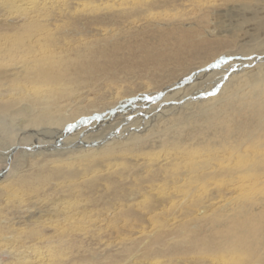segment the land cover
Wrapping results in <instances>:
<instances>
[{"label":"bare ground","instance_id":"bare-ground-1","mask_svg":"<svg viewBox=\"0 0 264 264\" xmlns=\"http://www.w3.org/2000/svg\"><path fill=\"white\" fill-rule=\"evenodd\" d=\"M20 1H15L17 17L2 25L12 33H0V112L13 117L27 115L23 122L29 124L33 120H41L47 126L67 121L70 124L62 131L53 127L31 130V135H56L58 144L37 147L24 156L10 180H5L7 169L0 173V205L33 213L30 208L38 201L28 203L30 195L31 199H40L45 208L38 214L49 218L46 221L47 218L37 216L27 223L26 218L36 217L33 213L12 222L0 210V249L9 259L5 264L30 258L33 263L29 264H38L35 260L43 258L45 264H69L74 259L68 260L69 254L58 253L53 246L67 247L69 253H73L74 246L77 252L85 248V237L77 232L85 230V221L91 220L86 213L95 208L100 217H107L106 212L111 214L113 222L115 217L128 216L131 222L138 223L146 211L149 214L157 209L190 217L175 224L168 219L162 221L141 241L145 249H137H142L138 257L158 254L184 258L192 254L190 264H264L262 24H258V38L248 40L245 36L251 29L247 23L264 15L256 9L258 13L249 17L254 13L249 10L264 0H213L198 7L203 12L201 22L209 19L207 10L214 15L222 7L248 8L238 13L239 21L246 23L241 28L215 29L208 33L209 37L199 35L198 27L194 30L192 23L184 25L183 16L170 18L164 13L183 7L197 11L194 6L208 0H119L110 3L112 10L107 13H99V6L78 13L80 6L69 1ZM80 19L106 38H115L120 29H125L123 44H130L133 56L126 61L131 62L126 66L132 79L141 75L137 79L142 80V71L136 72L134 64H143L153 66L164 81L153 86V92L124 94L128 97L117 99L113 104L116 106L103 116L94 111L89 117H78L82 78L99 66L94 75L103 74L105 66L97 59L87 62L89 47H81L79 36H70L73 30L68 27ZM144 34L153 35L159 43L147 39L133 43V37ZM132 45L141 53L139 57L133 53ZM116 49L114 43L112 50ZM224 51L228 52L226 57L218 58ZM232 53L239 54V58L231 57ZM116 58V53L110 56L109 64L118 65ZM201 63L202 67L190 70ZM82 64L88 68L74 69ZM209 77L213 78L211 85L206 82ZM176 78L179 80L169 83ZM149 84L144 82L143 86ZM115 95L119 96L117 92ZM191 101L197 102L190 105ZM139 114L147 116L143 125L150 127L149 134L145 133L149 128L128 126L135 124ZM118 116L123 117L118 130L109 124V134H95L99 121ZM84 125L90 126L88 132H82ZM16 149L11 147L5 154L11 156ZM96 187L103 192L101 197H87V193L97 192ZM154 190L158 192L153 194ZM76 193L81 198H76ZM179 193L184 198L175 201ZM139 198H143L140 203L136 202ZM15 200L17 203L12 204ZM136 206H141L139 212L134 210ZM31 224V231L25 233L28 235L17 239L16 235L24 234L23 230ZM44 224L53 227V231L42 230ZM177 224L178 228H174ZM15 227L21 232L13 231ZM6 228L10 230L5 232ZM102 256L91 254L96 262ZM137 256L129 254L132 259Z\"/></svg>","mask_w":264,"mask_h":264},{"label":"rangeland","instance_id":"rangeland-1","mask_svg":"<svg viewBox=\"0 0 264 264\" xmlns=\"http://www.w3.org/2000/svg\"><path fill=\"white\" fill-rule=\"evenodd\" d=\"M4 1H7V0H0V24H1L0 33L9 31V30L7 31V28L2 25H6L8 21H10L12 18L17 17V13H15L16 6L19 2H21L20 0H8L7 2H4ZM15 1H18V3ZM41 1H44V0H41ZM45 1H48V3L54 2L55 4H59L61 1H67V2L69 1L68 3L75 7H77L78 5L80 6V8L78 9V13L89 12L93 7L96 8L97 6H99L97 7V11L99 13H107V12H111L109 10H112L110 9V3L113 4V3L118 2L119 0H45ZM210 2L213 3V0H208V2H205V1L199 2L197 6H194V7H197V11H194L195 9L193 10L192 7H188V8L183 7L184 10L183 9H178V10L171 9L172 10L171 11L170 9H167L164 11V13H166L167 14L166 16L170 18H176L178 17V15L179 17L183 16L185 18L183 20L184 25H191L192 23V26H194V30H196L195 28L198 27L199 29L198 34L205 35V36H208V33L215 31V29L216 31L225 30L228 27L231 29H236L237 27L241 28L242 25L246 24V23H241L239 21V18L241 16L238 15V13H242V12L244 13L245 9L248 10L246 5H243V6L236 5L234 7H229V8L222 7V8H219L220 10L219 14H214V15L211 13L212 11L210 12L209 10H207L209 12L207 13L209 15L208 16L209 19L205 20V22L203 21L201 22L200 19L203 16V12H201L200 10L198 11V7H201L203 5L206 6V4L208 3L211 4ZM253 9L254 7H252L249 10V11H254V13L250 14L249 17L255 16L258 12H264V3L258 4V6L254 10ZM256 9L258 10V12ZM191 14L193 15L191 16ZM195 15L197 16L195 17ZM259 15H261V13ZM252 21L253 22L251 24L247 23V25L251 27L250 30H247L246 35H245L248 40L249 39L255 40L256 38H258V35L260 34V32L257 31L258 24L260 25L261 23L262 25L259 26V28L261 27L262 29H264V15L256 16L255 18L252 19ZM124 25H128V23H125ZM68 28L71 31L73 30L72 33H69L70 36L72 37L74 35H76L77 37L79 36L80 40L82 41V45L80 43L81 47L82 46L89 47L87 62H93L94 59L95 60L97 59L99 60L100 63L105 64V66L103 67L104 68L103 74L98 75V76L94 75V73L97 72L98 69L101 67L99 66L93 69V74L91 72L86 73V75L82 78L81 81H83L84 84L82 83L83 85L81 84L80 86L81 93L79 95V110L81 114L78 117L83 116V114L84 116L89 117L91 116V113H93L94 111L100 112V115L103 116L104 114L107 113V110L109 108L116 106V104L115 105L113 104L117 102V99L124 100L125 98L128 97V96L127 97L124 96V94L133 92V95H137V94H141L145 92H153L151 88L153 86H157L161 84L164 81L165 79L164 76L159 75L157 73V70H154L153 66H151L150 68L149 65H143V64H141L140 66L139 64H134V66L136 67L135 69L136 72L142 71L141 72L142 80L141 78L137 79L141 77V75H139L136 79H132L133 77L127 71V66H126V65H130L131 62L126 63V61H127L128 56H130V59H132L133 56H131V53H130L131 52L129 49L130 44L128 42L127 44H123L125 43L123 42V40L124 38H126L124 35L125 29H120L119 30L120 32H118V36H116L115 38L113 36H111V38H106V36L103 33L101 34L95 33L94 28L90 27V24L87 23L83 19H80V22L78 24L70 25ZM77 31L79 35L77 34ZM10 33L12 32H8V34ZM107 34H108V37H110L109 36L110 33H107ZM113 34L116 35V32H114ZM143 39H147L152 42L159 43L157 40L154 41L153 35H145V34L137 35L133 37L132 40H133V43H136V42L139 43ZM109 40H112L113 42H111V44L109 45H105V43H107ZM114 43H116L117 45L116 50H112V45ZM132 49L136 57H139L141 54L139 50L135 49L133 45H132ZM115 53L117 54V57L119 58V60L118 58H116L115 60V63H117L118 65L109 64L108 58L114 55ZM222 53L219 55L218 58H221V57L225 58L226 56L224 55L228 54V52H225V51ZM235 56L239 58V54L232 53L231 57H235ZM215 59L212 61L208 60L207 63L209 62L212 63L213 61H215ZM202 65H204V63L195 64L190 70L194 71L198 67H202ZM171 66L173 65L170 64V67ZM81 67H84L85 70L88 68L85 64H82L80 66L74 67V69H81ZM172 76L173 74L170 75V77ZM212 79L213 78L209 77L206 81L207 84L211 85L210 80ZM90 80H92V83L94 84H92ZM176 80H179V78L172 79L169 83H175ZM144 82H149L150 83L149 87L143 86ZM115 92L118 93L119 95L118 97L115 95ZM196 102L197 101H191L189 103L190 105H193ZM183 105L186 106V104H183ZM181 110H185V109L181 108ZM140 115L141 114H139V116ZM146 117H147L146 115H141L140 117L137 116L135 117L136 119L134 121L135 124H132V125L128 124V126H133L134 128H139L141 126H143V128H149L145 132L146 134H149L151 132L150 127H147L146 124L143 125V123L147 120ZM25 118H27V115L13 117L7 112H0V173L4 172L7 169V175L5 177V180H10L12 178L14 168L19 166L18 164H21V162H23L22 158L24 156H27L31 152H33L35 148L37 147L44 148L45 146H48V145L55 146V144H58L56 143L58 142L56 141V137H55L56 135H52L54 136L52 138L50 136L47 137L44 132L37 134V135H33V134L31 135L30 134L31 130H41L42 131L44 129H47V127L49 128L53 127L52 129L54 130L58 131L60 129L62 131L67 126V124H70V122L67 121V122H62L59 125L47 126L45 124L46 125L45 126L44 123L41 122V120H35V121L33 120L34 122L32 121L29 124V123L23 122L24 120H26ZM105 120H101L98 122V125H97L98 129L95 132V134L97 135L109 134L111 128H108L106 126H110V125L113 127L117 126V128L115 129L118 130L123 123L122 122L123 117L121 116L115 117L113 119H109V120L105 119ZM158 123L159 121L157 122V124ZM151 124L152 122H150L149 125ZM89 128H90L89 125H84L81 128V130L82 132L85 133V132H88ZM81 130H79V132ZM23 131H27L28 133L23 134ZM127 131L128 129L125 131L126 135H128ZM88 137L90 136L88 135ZM11 147H16L17 149L14 152H12L11 156H7L5 152L7 153ZM118 167H120V165ZM128 180H130L132 184L134 183V180H131V179H128ZM145 184L146 183H142L141 185L146 186ZM99 188L100 187H96L95 191L97 192L87 193L86 196L91 199H97L101 197L103 192H101ZM157 192L158 190L152 191L153 194ZM29 196L27 197L28 203H31L33 201H34L33 203H35L38 201V204H34L35 206L30 208L31 212L36 213V217H31L30 219L26 218V222L28 223L30 222V220H35L37 216L45 217L47 218L46 221L47 220L49 221L48 216H45L44 214L42 215L38 214L39 212L45 211V208H43V204L40 203L39 201L40 199H37V197H34L33 199H31L29 198ZM68 197L71 199L72 197L71 192H68ZM76 198H81V195L79 193H76ZM183 198L184 196H182V194L179 193L175 201H179V200L181 201L183 200ZM140 200H143V198H139L136 202L140 203ZM14 203H17V200H15L12 204ZM140 208L141 206H136L134 210L136 212L137 211L139 212ZM0 210L2 212V215L12 222H15L17 218H20L23 216H29L33 214V213L27 212L25 208L19 209L18 211H14L13 209L7 208L6 205H0ZM88 212L89 213H86V214L89 217H91L90 222H88V219H87L85 221L86 225H84L85 230L83 229V232L82 231L77 232L78 235L80 234L82 237H85L84 238L85 239L84 242L86 241V244L84 245L85 248L81 249L80 252H77L75 251V246H74V248H71V251H73V253L72 252L69 253L68 251H66L68 249L67 247L58 248L59 247L58 245L53 246V249H57L56 251L58 253L59 251H61V253L63 254H66V255L69 254L68 260L74 259L69 264H79L80 261L83 264H87V263L88 264H112V262L116 264H190L189 262H191L190 257L192 256V254L184 255V258L183 256H168V255H158V254H147L145 257L137 256V255L142 254V249H145L144 243L143 242L141 243V241H143L144 238L147 237V235L150 232L156 230L160 226L162 221H164L165 219H168L170 223L175 224V222L178 221L179 219H182V221H185L186 219H190V217L189 218H183L182 216L179 217L180 214H182L181 212L174 215L170 211L165 212L162 209H157L155 211H152L149 214L146 211L143 221L138 222V223L131 222V219L128 216L126 217L122 216V218L118 217L116 219L115 215H114L115 220L113 222L111 221V218H110L111 214L109 215V213L106 212V215L108 218L106 216L100 217L96 208L91 209ZM175 217L177 220L174 219ZM124 220H128L127 225L124 224ZM34 224H31L28 227V229L23 230L22 233L24 234H20V235L17 234L16 235L17 239H21L25 237V235H28L25 233L30 232ZM25 225L26 224H24V226ZM50 227L51 226L49 224H44V226H41V229L46 232H52L53 227L51 228ZM77 227L78 229H81L80 224H78ZM174 228H178V224L177 226H174ZM9 230L10 229L6 228L5 232H8ZM12 230L15 232H18V231L21 232V230L16 231V227L15 229H12ZM86 231L88 233L86 236L88 237L83 235V233H86ZM89 235H93L95 236V238H91ZM25 241L30 243L26 239ZM138 242H140L141 244H138ZM140 246H142L141 251L137 250V249H140ZM1 251L2 250L0 249V263L2 264L8 263V260H9L8 257L3 253V251L2 252ZM93 252L101 253L103 255L98 262H96V260H94L91 257V254ZM130 253H133V255L137 257L133 258L134 259L133 260L132 258L129 257ZM44 259L45 258L35 260V263L45 264ZM41 260L43 262H41ZM29 263H33L31 261V258L27 261L19 259V260L11 262L10 264H29Z\"/></svg>","mask_w":264,"mask_h":264}]
</instances>
